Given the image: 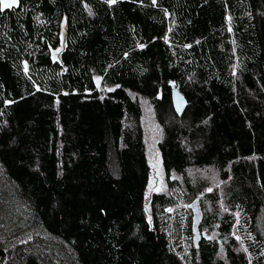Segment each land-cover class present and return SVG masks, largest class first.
Segmentation results:
<instances>
[{"label": "trees", "instance_id": "trees-1", "mask_svg": "<svg viewBox=\"0 0 264 264\" xmlns=\"http://www.w3.org/2000/svg\"><path fill=\"white\" fill-rule=\"evenodd\" d=\"M0 264H264V0L0 11Z\"/></svg>", "mask_w": 264, "mask_h": 264}, {"label": "rangeland", "instance_id": "rangeland-1", "mask_svg": "<svg viewBox=\"0 0 264 264\" xmlns=\"http://www.w3.org/2000/svg\"><path fill=\"white\" fill-rule=\"evenodd\" d=\"M148 114H147V116L149 117V116H151V110L149 109L148 110V112H147ZM153 128H155V124H152V125H150V127H148L147 126V133L148 134H150L151 132H153ZM150 152H152V149L150 150ZM157 157H155V159H153L152 158V156H151V161H152V163L158 168L159 166H158V160L156 159ZM157 185H158V187H160V189L162 188V171H161V168H159V170L157 171Z\"/></svg>", "mask_w": 264, "mask_h": 264}, {"label": "snow or ice", "instance_id": "snow-or-ice-1", "mask_svg": "<svg viewBox=\"0 0 264 264\" xmlns=\"http://www.w3.org/2000/svg\"><path fill=\"white\" fill-rule=\"evenodd\" d=\"M107 2L109 4H115L117 0H107ZM17 3H18V0H11V2H9V0H0V6H2L0 7V11H3L4 9H7V8H12ZM153 3H155V0H153ZM89 12L91 14V10H89ZM169 211H172V209H169ZM236 215L238 216L239 214L237 213ZM237 239H239V237H237Z\"/></svg>", "mask_w": 264, "mask_h": 264}]
</instances>
